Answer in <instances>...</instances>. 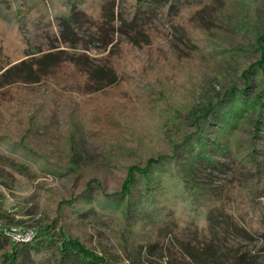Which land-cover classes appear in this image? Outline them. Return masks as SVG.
Returning <instances> with one entry per match:
<instances>
[{
    "label": "trees",
    "instance_id": "1",
    "mask_svg": "<svg viewBox=\"0 0 264 264\" xmlns=\"http://www.w3.org/2000/svg\"><path fill=\"white\" fill-rule=\"evenodd\" d=\"M214 1L0 0V163L6 167L38 178H60L75 170L77 129L60 125L71 114H81L78 105L72 110L60 101L63 88L78 80L84 98H94L108 88L123 91L126 79L120 66H136L143 75H152L153 69L125 54L132 43L143 46L140 37L162 54L155 58L160 71L149 78V85L161 100H182L188 106L181 109L184 113L177 111L183 134L164 132L170 154L149 157L143 165H125L117 193L108 195L100 180H90L80 195L56 202L63 219L112 220L122 237L125 230L128 235L147 233L148 243L137 242L143 240L138 235L133 240L137 252H128L125 264H145L141 250L154 251V241L163 234L177 240L179 248L171 251L178 264H207L218 252L216 227L224 219L248 238L264 239V204L259 200L264 195V14L256 56L241 67L243 86L211 100L201 95L188 102L190 78L175 71L180 61L151 43L166 37L174 24L193 26V18ZM221 1L224 16L234 1V6L253 9L263 0ZM244 23L240 19L236 25L246 31ZM107 49V56L95 57ZM170 72L180 78L179 89L163 83ZM244 131L253 139L246 142ZM60 149L68 157L53 160ZM228 165L235 174L245 172L246 187L216 190L198 181L202 169L221 172ZM41 221L42 216L34 221L29 242H13L0 231V264H118L74 239L65 221L59 227ZM226 258L222 264H264V247Z\"/></svg>",
    "mask_w": 264,
    "mask_h": 264
},
{
    "label": "rangeland",
    "instance_id": "2",
    "mask_svg": "<svg viewBox=\"0 0 264 264\" xmlns=\"http://www.w3.org/2000/svg\"><path fill=\"white\" fill-rule=\"evenodd\" d=\"M118 2L116 0V4ZM236 2L231 4L233 7L229 11H232L222 16V1L216 0L193 18V26L174 24L169 33L165 34L166 37L154 42L153 39L151 42L159 43L173 60L180 61L181 65L175 71L180 77L186 74V79L190 78L188 85L191 94L187 98L188 102L192 103L194 97L201 95L211 100L228 92L235 85H238L237 88L243 86L240 81L241 67L256 56L255 44L261 29L264 0L255 9L238 4L234 6ZM115 12L117 13V8ZM240 19L245 20L243 25L249 26L248 30L243 31L241 24L236 25ZM119 37L116 35L117 41ZM139 40L143 46L132 43L125 54L142 63L144 68L153 69L152 75H143L136 66H120L122 78L126 79L121 85L123 91H119V87L108 88L94 98H84L79 91L78 80L69 88H63L65 94L60 101L72 110L78 105L77 110L80 109L81 114H71L60 125V128L74 126L77 129L75 133L78 141L73 140L78 154L75 170L60 178H38L0 163V231L5 236H8L11 229L21 235L32 232L34 236V221L40 220L41 216L42 224L50 220L59 227L65 221V227L69 228L74 239L118 264L127 262L131 255L128 252H137L138 243L133 241L137 235L143 238L137 242L146 244L150 241L147 233L133 232L128 235L125 230L122 237V230L118 231L112 220L94 217L74 219L75 216L63 219L59 203H56L83 193L90 180H100L108 195L117 193L126 176L125 165L134 162L143 165L149 157L170 154L164 132L166 135L183 134L179 131L182 118L178 117V112L184 113L181 109H188V106L182 100L174 104L161 100L156 87L149 85V78L160 71L155 58H161L162 54L151 45L145 46L146 38L140 37ZM108 51L109 49L102 51L103 54L95 57H105ZM82 52L91 54L84 50ZM165 59L166 57L162 60ZM168 76L163 83L179 89L180 78H176L175 73L171 72ZM184 89L182 87L183 91ZM243 135L246 142L253 139L249 131H244ZM41 139L35 138L36 141ZM69 139V136L66 137V140ZM257 142L261 143L259 140ZM255 156L261 160L259 153ZM66 157L68 151L60 149L58 156L52 159L63 161ZM198 181L216 190L221 186L226 189L246 187L248 182L245 172L235 174L229 165L221 172L202 169L198 173ZM259 200L264 204V195ZM216 228L215 244L218 252L214 255L216 259L209 258L207 264H222L235 251L254 252L264 247V239L248 238L229 219L221 221ZM0 239L2 240L1 237ZM154 242L157 246L152 253L141 250V258L145 264H178L171 251L173 246L179 248L173 236L163 234Z\"/></svg>",
    "mask_w": 264,
    "mask_h": 264
},
{
    "label": "built area",
    "instance_id": "3",
    "mask_svg": "<svg viewBox=\"0 0 264 264\" xmlns=\"http://www.w3.org/2000/svg\"><path fill=\"white\" fill-rule=\"evenodd\" d=\"M7 235L11 238L13 242H29L33 238L32 232L27 233L25 235L18 234L15 229H11Z\"/></svg>",
    "mask_w": 264,
    "mask_h": 264
}]
</instances>
